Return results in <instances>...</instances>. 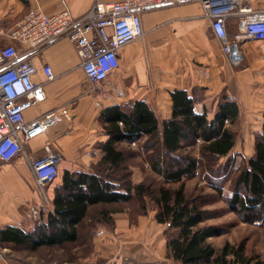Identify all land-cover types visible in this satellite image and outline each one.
I'll return each instance as SVG.
<instances>
[{
    "label": "crops",
    "instance_id": "1",
    "mask_svg": "<svg viewBox=\"0 0 264 264\" xmlns=\"http://www.w3.org/2000/svg\"><path fill=\"white\" fill-rule=\"evenodd\" d=\"M117 1L120 0H0V16L3 27L8 28L30 9L54 14L67 8L73 17H80L95 4ZM243 5L252 10H264V0H243ZM141 22L143 37L118 51L117 69L96 90L78 68L74 46L68 39L56 40L32 57V64L37 69L35 79L43 81L40 70L43 65H48L55 80L45 84V102L26 111L25 121H34L52 110H65L60 123L25 145L26 153L33 158L43 155L42 148L47 142L61 156V175L46 191L49 201L53 187L61 183L65 170L91 173V165L101 158L97 145L108 138L98 121L102 108L143 101L161 122L171 116L169 93L174 90L186 91L197 101L195 110L201 112L205 108L209 116L217 110L222 96L231 98L237 94L239 73L227 64L199 2L143 12ZM226 28L229 34L234 33L236 19L228 18ZM258 42L264 43H243L244 50L249 60H262L264 63V49L257 53L254 50ZM260 67L264 64L257 63L254 69ZM261 92H264V87ZM253 98L254 95L249 97V102L257 103ZM129 147L137 149L135 144ZM137 160L140 162V158ZM141 174L139 168H132L133 185L142 181ZM40 203L41 192L23 157L1 163L0 228L14 226L30 230L32 225L25 222L29 207ZM121 208L114 215L111 229L106 225L97 228L92 238L94 251L85 257L91 261L87 264H97L99 259L102 264H178L166 257L165 228L154 220L151 203L147 215H132L131 208ZM207 221L205 224L217 225ZM231 226L236 231L233 235L227 232L209 238L208 243L219 251L225 243H237L238 233L248 232L249 237H242L246 246L251 243L260 254L259 261H264L261 247L264 244V221L253 225L231 221L228 227ZM0 264H7L1 253Z\"/></svg>",
    "mask_w": 264,
    "mask_h": 264
},
{
    "label": "trees",
    "instance_id": "2",
    "mask_svg": "<svg viewBox=\"0 0 264 264\" xmlns=\"http://www.w3.org/2000/svg\"><path fill=\"white\" fill-rule=\"evenodd\" d=\"M169 95L171 116L161 122L143 101L102 108L98 121L108 138L97 145L101 158L91 165V173L65 170L61 183L53 187L49 207L40 208L30 230L0 228V248L23 247L33 252L62 248L83 235L92 243L100 225L113 227L121 207L131 208L132 215H145L146 202H150L154 220L165 228L166 257L173 262L264 264L259 253H247L244 238L215 250L207 240L225 230L205 224L212 216L206 198L184 186V180L193 178L197 170L206 173L208 186L239 222L264 221V112L260 131L254 134L253 153L237 167L231 156L240 114L236 100L222 96L216 112L209 116L205 108L195 110L197 101L186 91L174 90ZM131 144L137 149H131ZM144 164L152 179L142 178L133 185L132 168L143 170ZM229 174L235 177L230 194L224 197Z\"/></svg>",
    "mask_w": 264,
    "mask_h": 264
},
{
    "label": "built area",
    "instance_id": "3",
    "mask_svg": "<svg viewBox=\"0 0 264 264\" xmlns=\"http://www.w3.org/2000/svg\"><path fill=\"white\" fill-rule=\"evenodd\" d=\"M187 2L201 4L213 38L231 68L243 60V43L264 41V10H252L243 0H120L95 4L80 17H73L67 8L54 14L30 9L8 28L3 27L0 16V164L18 156L26 162L41 192V203L29 207L31 218L36 220L40 208L50 204L44 187L57 179L61 156L47 142L43 155L33 158L25 145L60 123L65 114L64 109L52 110L25 121L26 111L45 102V84L55 80L51 68L43 65L40 71L44 79L38 82L32 57L54 41L68 39L78 68L96 87L117 69L118 51L143 37V12ZM230 17L236 19L232 34L226 28Z\"/></svg>",
    "mask_w": 264,
    "mask_h": 264
},
{
    "label": "rangeland",
    "instance_id": "4",
    "mask_svg": "<svg viewBox=\"0 0 264 264\" xmlns=\"http://www.w3.org/2000/svg\"><path fill=\"white\" fill-rule=\"evenodd\" d=\"M257 46L254 48L255 53L257 51H262L264 49V43H255ZM253 52V49H250ZM241 53L243 60L240 65L233 70L238 71L239 81H238V91L235 96H232L234 100L239 103V120L236 125L237 139L236 144L231 152L232 158L235 160V165L238 167L243 160L251 156L253 151V139L254 134L260 131V124L262 120V109H264V92H261V88L264 87V67L255 68L256 64H264L262 60H249L246 56V51L244 50L243 44L241 45ZM254 53V54H255ZM253 68V70H251ZM102 85V84H100ZM97 85L95 90L100 87ZM99 86V87H98ZM257 86V90L256 87ZM257 94V96H255ZM243 95V96H242ZM257 103H250L249 97H253ZM241 96L243 97L242 103ZM250 106V108H248ZM216 112V111H213ZM223 161V160H222ZM142 172V178L152 179V174H148L147 164H144ZM61 175V170L59 167L58 177ZM206 173H200L199 170L194 173L193 178L185 179L184 186L186 190L190 193L204 195L206 198V209L212 212L211 218L207 221L209 224H217L225 230L224 234L233 235L236 231H233V227H228L231 221L237 222L238 217L232 214L226 203L218 196V194L208 186L207 179L205 178ZM57 177V179H58ZM235 175L229 174L228 180L222 189V196L226 197L230 194L231 180L234 179ZM55 183V182H54ZM47 185L44 187V192L47 193V189L54 185ZM175 187V185H173ZM49 206H46L48 208ZM147 215L150 210V203L146 202ZM36 220L28 216L25 221L28 226L33 225ZM32 223V224H31ZM208 225V224H207ZM238 232V231H237ZM88 234V232H87ZM223 234V235H224ZM239 240L242 237H249L250 233L243 232L237 234ZM90 239L86 236H81L80 240L74 244H68L65 247H53V248H41L37 251H31L27 248H0V253L7 264H87L91 261L86 260L85 257L89 252L94 251L92 243L89 242ZM262 253L264 254V244ZM248 254L256 255L257 250L251 243L247 246ZM249 254V255H250ZM260 255V254H259ZM70 260V261H69ZM97 264H102L99 259L96 261Z\"/></svg>",
    "mask_w": 264,
    "mask_h": 264
}]
</instances>
